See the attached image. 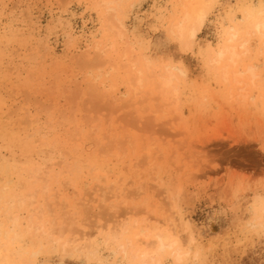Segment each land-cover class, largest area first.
<instances>
[{
    "label": "rangeland",
    "instance_id": "1",
    "mask_svg": "<svg viewBox=\"0 0 264 264\" xmlns=\"http://www.w3.org/2000/svg\"><path fill=\"white\" fill-rule=\"evenodd\" d=\"M262 23L264 0H0V264H264Z\"/></svg>",
    "mask_w": 264,
    "mask_h": 264
},
{
    "label": "bare ground",
    "instance_id": "2",
    "mask_svg": "<svg viewBox=\"0 0 264 264\" xmlns=\"http://www.w3.org/2000/svg\"><path fill=\"white\" fill-rule=\"evenodd\" d=\"M194 2V1H193ZM192 3V2H191ZM195 3V2H194ZM193 3V4H194ZM186 16H188V15H186ZM198 17H196V25L195 26H193L194 27V29L192 28V29H190L191 30V32H190V34H189V37H188V39H187V43H185V44H187L186 45V49H189V50H191V49H193V47H194V42H195V39H196V37H197V35H198V33L202 30V28H203V26H204V23H205V19H206V16H205V14L203 13V12H201V13H199L198 15H197ZM187 19V18H186ZM185 21V20H184ZM256 29H258V33L259 32H261L262 31V29H264V23H262V24H258V25H256V27H255ZM179 29V28H178ZM179 31H180V33H182V31H183V28L181 27L180 29H179ZM263 36H264V34H263ZM235 38H236V35L235 34H232V36H231V41H234L235 40ZM232 48V47H231ZM234 49L232 48V51H233ZM227 52H229V49H226V50H224V51H221L219 54H218V56H219V58L218 59H220V62H221V60L224 58V56H225V54L227 53ZM232 53H234V54H232ZM231 53V58L230 59H232V57H236V55H235V51L234 52H232ZM235 55V56H234ZM217 62H218V60H217ZM216 62V63H217ZM227 72V71H226ZM237 76H239V75H237ZM234 77V76H233ZM242 77V76H241ZM234 80H236V79H234ZM237 81V80H236ZM242 81V80H241ZM240 85V84H239ZM161 240L160 239V237L158 236L157 238H156V240ZM157 240V242H159ZM161 243H159V245H160ZM162 247V245L160 246V248ZM164 248V247H163ZM144 256H145V254H144ZM176 256V255H175ZM175 258V260L177 259L176 257H174ZM180 259H178V261H179Z\"/></svg>",
    "mask_w": 264,
    "mask_h": 264
}]
</instances>
